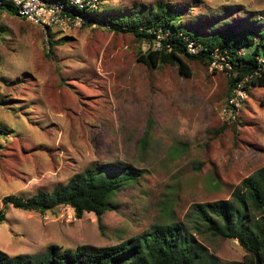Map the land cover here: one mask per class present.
I'll return each instance as SVG.
<instances>
[{
  "label": "rangeland",
  "instance_id": "obj_1",
  "mask_svg": "<svg viewBox=\"0 0 264 264\" xmlns=\"http://www.w3.org/2000/svg\"><path fill=\"white\" fill-rule=\"evenodd\" d=\"M159 3L201 35L264 28V0H101L100 10L115 15ZM52 36L58 42L50 48L39 26L0 13L1 251L113 245L170 221L193 227V204L232 202L241 181L264 166L263 87L244 93L228 118L222 68L198 60L186 61L189 76L175 65L148 68L138 55L151 44L97 26ZM129 167L141 175L119 189L100 222L69 206L39 213L2 204L7 194L51 191L90 168L106 176ZM191 234L221 262L245 255L237 240Z\"/></svg>",
  "mask_w": 264,
  "mask_h": 264
},
{
  "label": "trees",
  "instance_id": "obj_2",
  "mask_svg": "<svg viewBox=\"0 0 264 264\" xmlns=\"http://www.w3.org/2000/svg\"><path fill=\"white\" fill-rule=\"evenodd\" d=\"M135 9L115 15L100 10L94 15L101 17L108 30L130 33L151 44L145 54L138 55L148 68L175 65L179 73L189 76L186 61L198 60L209 66L212 61L223 59L230 65V69L222 68L229 74L228 98L240 82L246 92L251 87L264 88V69H259L258 64V58L264 56V28L226 29L201 35L194 28L180 26L181 12L164 3L155 8ZM2 12L17 16L10 4L0 5ZM46 34V42L53 48L58 41L52 39L51 32ZM189 44L195 47V53L188 50ZM245 48L249 52L241 53ZM140 175L141 172H132L130 167L106 176L90 168L51 191L39 190L30 197L7 194L2 204L39 213L69 206L76 217L92 212L100 222L103 213L114 209L113 197L119 189ZM192 211L193 227H188L187 222L170 221L154 224L149 230L113 245L82 244L72 249L52 244L41 253L16 255L0 250V264H264V166L241 181L232 193V202L195 203ZM4 218L5 212L0 208V222ZM192 229L237 240L245 255L241 260L221 262L194 240Z\"/></svg>",
  "mask_w": 264,
  "mask_h": 264
},
{
  "label": "built area",
  "instance_id": "obj_3",
  "mask_svg": "<svg viewBox=\"0 0 264 264\" xmlns=\"http://www.w3.org/2000/svg\"><path fill=\"white\" fill-rule=\"evenodd\" d=\"M3 3L10 4L18 17L39 26L45 34L47 31L52 33L55 30L70 31L81 25L109 29L108 26L102 25L104 23L100 20L101 17L94 15L101 9V0H0V5ZM188 50L196 52L191 44L188 45ZM216 62L217 60L212 61L213 67L230 69L227 61ZM258 64L259 69H264V56L258 58ZM244 93L246 91L240 82L227 99L223 114L228 118H234L235 111L239 108V100L243 98Z\"/></svg>",
  "mask_w": 264,
  "mask_h": 264
},
{
  "label": "clouds",
  "instance_id": "obj_4",
  "mask_svg": "<svg viewBox=\"0 0 264 264\" xmlns=\"http://www.w3.org/2000/svg\"><path fill=\"white\" fill-rule=\"evenodd\" d=\"M228 99V98H227Z\"/></svg>",
  "mask_w": 264,
  "mask_h": 264
}]
</instances>
